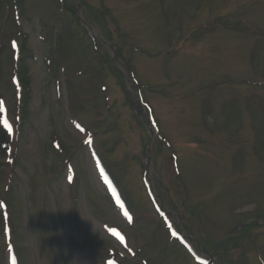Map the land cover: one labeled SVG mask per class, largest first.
Instances as JSON below:
<instances>
[{"label":"rangeland","instance_id":"obj_1","mask_svg":"<svg viewBox=\"0 0 264 264\" xmlns=\"http://www.w3.org/2000/svg\"><path fill=\"white\" fill-rule=\"evenodd\" d=\"M18 57L0 264H264V0H0V139Z\"/></svg>","mask_w":264,"mask_h":264},{"label":"trees","instance_id":"obj_2","mask_svg":"<svg viewBox=\"0 0 264 264\" xmlns=\"http://www.w3.org/2000/svg\"><path fill=\"white\" fill-rule=\"evenodd\" d=\"M27 66H28V63L26 62V59L21 58L19 60V57H18V61H17L16 66H15L14 76L16 78L17 83L21 84V89H20L21 92L18 94V98H19L18 100H19V103H21V104L23 103V106L18 109L19 115L17 116V119L19 120V122H17V124L15 126L14 134L13 135H7L8 133L4 129L3 130L6 133L2 130V132L5 134L4 137L0 139V148H1L0 152L3 153V155L1 154V156H2L1 158H3V159H4L6 154H9L12 145L14 143H16V140H18L17 134L20 131L21 124H23V122H24V121L21 122V119L24 120L23 117H24V115L27 114V110H29V103H28L29 102V88H28V84H27V78L25 75L26 70H27ZM61 68L64 71L65 68L64 67H61ZM62 79H63V75L60 73H54L49 78V83L51 82L52 85L54 84V87H55V84H56V86H58V89L60 91L58 92L57 96L60 99L62 98V95H61ZM17 91H19V90H17ZM3 167H4L3 162H0V168H3ZM3 170H4V168H3ZM2 180H3L2 183L5 184V188L7 190H10V188H11L10 187L11 186V175H6V177L3 178ZM0 219L2 222L1 225L3 224L2 228H6V233L11 232L12 222H11V219L9 217L8 207H7V204L5 202V199L0 200ZM219 248H220V246H219Z\"/></svg>","mask_w":264,"mask_h":264},{"label":"water","instance_id":"obj_3","mask_svg":"<svg viewBox=\"0 0 264 264\" xmlns=\"http://www.w3.org/2000/svg\"><path fill=\"white\" fill-rule=\"evenodd\" d=\"M111 50H113V47H110ZM136 92H137V95H138V89H136V87L134 86ZM149 152V151H148Z\"/></svg>","mask_w":264,"mask_h":264},{"label":"snow or ice","instance_id":"obj_4","mask_svg":"<svg viewBox=\"0 0 264 264\" xmlns=\"http://www.w3.org/2000/svg\"><path fill=\"white\" fill-rule=\"evenodd\" d=\"M125 215H127V213H125ZM129 219H130V217H129Z\"/></svg>","mask_w":264,"mask_h":264}]
</instances>
